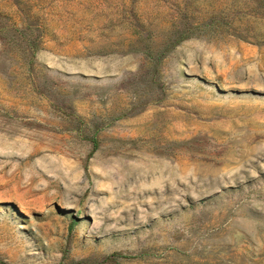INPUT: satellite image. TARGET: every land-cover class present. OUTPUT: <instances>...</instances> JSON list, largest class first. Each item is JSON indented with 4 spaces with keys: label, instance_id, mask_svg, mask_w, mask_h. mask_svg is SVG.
<instances>
[{
    "label": "rangeland",
    "instance_id": "obj_1",
    "mask_svg": "<svg viewBox=\"0 0 264 264\" xmlns=\"http://www.w3.org/2000/svg\"><path fill=\"white\" fill-rule=\"evenodd\" d=\"M182 13L224 22L153 70L139 36ZM0 25V264H264V0H0Z\"/></svg>",
    "mask_w": 264,
    "mask_h": 264
},
{
    "label": "trees",
    "instance_id": "obj_2",
    "mask_svg": "<svg viewBox=\"0 0 264 264\" xmlns=\"http://www.w3.org/2000/svg\"><path fill=\"white\" fill-rule=\"evenodd\" d=\"M223 22L224 18L219 14H213L207 19L197 22L191 20L186 13H182L177 22L173 23L172 27L166 31L164 38L160 42H152L147 35L143 37L139 36L138 40L141 41V47L138 45L137 47L145 54V59L148 60L147 65L152 66L153 70H157L162 56L182 39L192 34H200L204 31L215 32ZM2 29H4V26L0 25V32ZM29 48L26 54L30 60L34 52V45L30 43ZM92 139L93 145L95 146L96 140L94 137Z\"/></svg>",
    "mask_w": 264,
    "mask_h": 264
}]
</instances>
